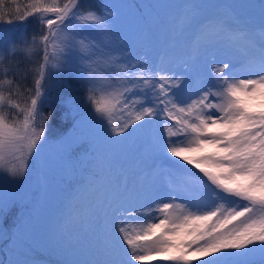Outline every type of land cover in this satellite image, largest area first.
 <instances>
[{
  "label": "snow or ice",
  "instance_id": "6c2138e0",
  "mask_svg": "<svg viewBox=\"0 0 264 264\" xmlns=\"http://www.w3.org/2000/svg\"><path fill=\"white\" fill-rule=\"evenodd\" d=\"M11 2L0 25L38 27L0 36V178L26 182L49 139L74 162L43 243L23 241L15 264H46L54 246L87 248L61 264H264V4L185 0L155 20L134 5L121 29L108 0ZM54 79L84 95L67 96L70 127L52 138L42 105ZM84 118L102 144L64 139ZM34 214L0 207L14 247Z\"/></svg>",
  "mask_w": 264,
  "mask_h": 264
},
{
  "label": "trees",
  "instance_id": "16d2710c",
  "mask_svg": "<svg viewBox=\"0 0 264 264\" xmlns=\"http://www.w3.org/2000/svg\"><path fill=\"white\" fill-rule=\"evenodd\" d=\"M258 2H264V0H257ZM17 3L20 5H24L27 3V0H17ZM9 7H15V5L12 4L11 0H5V10H7ZM36 22L33 18H29L28 21L25 24H13V25H0V31L4 30H11L12 28H15V30H21V32L26 31L29 36L32 35L34 31L37 29ZM17 59L21 60V64H24L25 61L18 57ZM27 84H31V78L26 81ZM71 94L73 96H77L80 99H83V89L79 88L75 82H73L72 87H68L57 80H53L51 86L49 87V91L47 94V97L42 105V110L46 114L48 112H53L52 122L49 125V136L52 138H55L58 136L61 132L66 131L68 127H70V121L68 122L67 119H62L64 117L65 112H67V105L65 103V100L67 96ZM69 118L71 115H75V112H70ZM90 122L87 118H84L79 121V129L69 131L67 133V136H65V140L72 139L76 141L77 143L80 140L81 136H90L97 140L98 144H102L103 140V134L102 131L94 126L91 125L88 126V123ZM63 125V127H60V125ZM70 130V129H69ZM83 147V146H82ZM80 149H77L79 151ZM38 159L42 162V167H38V175L40 177H43L46 183L42 184L44 185H50L51 182L52 185H59L61 189V181L62 178H57L56 175L58 172L60 174L67 175V169L72 171L73 170V164L74 162H70L65 159L64 157V150L61 147V144L57 142L54 139L46 140L45 143L41 146L39 151ZM34 167L36 165H33ZM195 171V169H193ZM53 177V179H52ZM26 182L22 184H13L12 182L5 183L2 178H0V207H3L5 203H8L10 201H18L21 199L22 191L25 190ZM59 194H62L61 191H59ZM18 206H13L12 213L15 212V209ZM11 214L9 213L8 217L3 220V226L10 228L12 224H9V216ZM2 225H0V264H15L17 261L14 253L17 254H23L27 255V249H21L17 246L11 247L9 243H11V239L9 238L8 234L4 230ZM36 226V224H35ZM38 228H40L38 226ZM38 231V229H37ZM7 241V242H6ZM18 244L20 243L23 245V240L21 237L18 238ZM30 243L34 245L42 244V241L39 240H31ZM54 251V252H52ZM19 257V256H18ZM26 258V257H25ZM89 254L87 252V248H75L72 250H66L62 246H55V247H46L40 254V259L45 261L47 264H61L63 261H75L80 262L89 259ZM21 261V260H20ZM165 264H168V262L165 261ZM194 264H198V262H194Z\"/></svg>",
  "mask_w": 264,
  "mask_h": 264
},
{
  "label": "rangeland",
  "instance_id": "374dc122",
  "mask_svg": "<svg viewBox=\"0 0 264 264\" xmlns=\"http://www.w3.org/2000/svg\"><path fill=\"white\" fill-rule=\"evenodd\" d=\"M91 2L93 4H102L107 2V0H91ZM108 2L116 6L117 8V11L119 13V19L117 23L119 27L121 29H127L136 23L137 17L140 15L137 12V9L133 7L134 5L141 6L144 9L145 13L150 14V17L155 20L159 19L166 12L170 11V9H168L166 6L179 5L184 3L185 0H108ZM195 2L204 5H230L238 8V10L245 12H250L252 10L241 8L240 6L249 4L259 5L261 3L257 0H195ZM262 4H264V2H262ZM9 31L17 35H19V33L21 32V30L16 31L15 28H12ZM3 34L4 32L0 31V36H3ZM91 125V122H89L88 126L90 127ZM38 170L39 169L37 165L35 167L33 166L29 170L26 187L24 188L25 190L22 191V194L20 195L21 199H19V202L25 205L26 210H28L29 213H32L33 211L35 212L34 215H30L28 218V222L31 225V230L28 233L19 236L23 241L26 240L28 242L34 239L41 241L40 237L42 236L44 229L49 226L55 218L57 205L62 195L59 194V191H61V189L57 190L60 187L56 183H54L55 185H52L53 182H51V184L48 186H41V177L38 175ZM67 172L69 173L71 171L67 169ZM64 176L65 175L63 173L60 174L59 172L56 175L57 178H63ZM35 180L39 181V185L37 186V188L35 187L34 190H31L30 188L34 185L33 182ZM27 198L33 199V202L30 206L24 203V200ZM18 210L19 209L17 207L14 213H12V211L10 212L11 215L9 216V224H12ZM38 226L40 228H38ZM19 237L16 238L15 246L25 250V247L23 245H21L20 243L18 244L17 240ZM9 244L11 247H13L12 240ZM14 256L17 261L23 260L26 257L23 254L17 253H14ZM151 264H165V261L155 259L151 262Z\"/></svg>",
  "mask_w": 264,
  "mask_h": 264
},
{
  "label": "water",
  "instance_id": "95a60500",
  "mask_svg": "<svg viewBox=\"0 0 264 264\" xmlns=\"http://www.w3.org/2000/svg\"><path fill=\"white\" fill-rule=\"evenodd\" d=\"M37 184H38V181H36V182L34 183V185H33L32 188H34ZM30 202H31V200H28V201H27V203H30Z\"/></svg>",
  "mask_w": 264,
  "mask_h": 264
}]
</instances>
